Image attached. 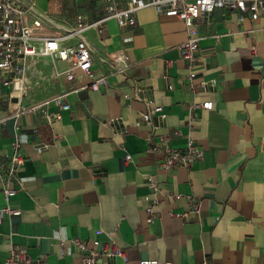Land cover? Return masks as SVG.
<instances>
[{"label":"crops","instance_id":"crops-1","mask_svg":"<svg viewBox=\"0 0 264 264\" xmlns=\"http://www.w3.org/2000/svg\"><path fill=\"white\" fill-rule=\"evenodd\" d=\"M16 1L45 34L75 23L76 15L57 18L56 0ZM81 15L97 22L83 37L107 83L73 91L87 79L77 72L68 80L69 61L35 56L25 80L38 78L46 96L0 100V208L20 209L2 215L0 264L11 249L42 264H79L73 238L113 241L125 253L100 264H264V8L253 18L217 7L193 19L191 32L152 4L133 25ZM189 37L197 44L192 79L179 48ZM113 53L128 57L123 73ZM63 92L69 109L56 118L46 101ZM205 101L211 109L199 106ZM158 105L164 117L153 113ZM188 138L203 158L164 170V146L181 150ZM15 152L23 162L13 170ZM4 184L15 192L7 197Z\"/></svg>","mask_w":264,"mask_h":264},{"label":"built area","instance_id":"built-area-1","mask_svg":"<svg viewBox=\"0 0 264 264\" xmlns=\"http://www.w3.org/2000/svg\"><path fill=\"white\" fill-rule=\"evenodd\" d=\"M148 4L156 5L167 14L175 15L184 22L189 32L193 29L191 25L193 19L200 15L208 18L217 7H228L241 11L249 10L253 18H256L264 8V0H129L124 9L116 10L115 7L110 6L107 12L117 19L120 26L133 25L136 12ZM25 12V9L16 0H0V81L1 85L6 88V91L0 90V100L5 96L9 99L13 96L17 97V94L21 95L22 91L17 86L18 83L24 84L22 80L26 71L25 61L29 57L35 56H50L52 59L69 61L70 66L64 71L66 78L73 80L75 73L78 72L87 79V84L75 87L72 89L73 91L82 88L98 90L107 83L105 76L97 74L93 70L90 48L83 37L84 30L97 22L87 23L81 14H77L72 27L65 29L60 35H51L41 31L42 22L40 18H34L30 23L27 22ZM73 38H76L75 43H64ZM179 48L182 58L187 61L188 76L192 79L195 76L192 66L196 58L197 44L194 39L189 37L180 44ZM127 58L126 55L113 53L112 61L116 64V72H124L127 66ZM204 85L205 82H202L198 85H191V88L196 91ZM66 95L67 92L58 93L46 101H52L58 107V111L55 113L56 118L61 117L62 111L69 109V104L65 101ZM199 106L203 109H211L212 103L205 101ZM152 111L159 113L161 117L165 115L160 105L155 106ZM156 149V147L152 148V150ZM163 150L165 156L160 165L164 170L179 166L189 167L191 163L203 158V150L191 138L187 139L185 147L181 150L167 145L164 146ZM129 158L130 155L127 154L125 159L128 160ZM22 162V155L15 152L11 159V168L14 170ZM148 183L151 189H157L152 177L148 178ZM3 191L7 197L15 192L6 184L3 185ZM151 211V207L146 208L148 214ZM3 214L16 216L20 214V209L11 208L8 204L2 206L0 208V223ZM171 215L177 216L174 213ZM71 242L78 253L79 264H100L99 258L102 255L125 258L124 251L113 241L101 243L94 239L89 244L80 238H73ZM1 264H42V261L30 257L24 251L11 249ZM140 264L167 263L148 259Z\"/></svg>","mask_w":264,"mask_h":264},{"label":"rangeland","instance_id":"rangeland-1","mask_svg":"<svg viewBox=\"0 0 264 264\" xmlns=\"http://www.w3.org/2000/svg\"><path fill=\"white\" fill-rule=\"evenodd\" d=\"M59 13L57 18L64 21H73L77 14L92 15L94 18L108 13V8H124L129 0H56ZM57 21V20H56ZM57 23V22H55ZM53 26V25H52ZM53 28V27H52ZM21 95L28 97L46 96V89L39 86L38 78L33 80L32 84H25Z\"/></svg>","mask_w":264,"mask_h":264},{"label":"bare ground","instance_id":"bare-ground-1","mask_svg":"<svg viewBox=\"0 0 264 264\" xmlns=\"http://www.w3.org/2000/svg\"><path fill=\"white\" fill-rule=\"evenodd\" d=\"M23 82H24V84H20V83H18V89H21V91H23L24 90V87H25V83H26V80H25V76L23 77V80H22Z\"/></svg>","mask_w":264,"mask_h":264}]
</instances>
